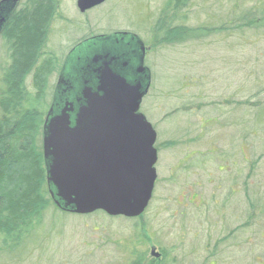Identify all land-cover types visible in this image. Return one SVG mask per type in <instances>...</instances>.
<instances>
[{
	"label": "rangeland",
	"instance_id": "374dc122",
	"mask_svg": "<svg viewBox=\"0 0 264 264\" xmlns=\"http://www.w3.org/2000/svg\"><path fill=\"white\" fill-rule=\"evenodd\" d=\"M165 1L106 0L80 14L76 0H62L48 45L64 60L89 33L128 32L144 42L151 88L140 112L157 135L164 181L148 209L134 220L49 209L44 242L18 261L0 254V264H125L139 253L151 260L154 251L166 254L165 264H264V31L157 48L150 32ZM190 3L191 28L264 7V0ZM68 73L79 86L76 63Z\"/></svg>",
	"mask_w": 264,
	"mask_h": 264
},
{
	"label": "water",
	"instance_id": "95a60500",
	"mask_svg": "<svg viewBox=\"0 0 264 264\" xmlns=\"http://www.w3.org/2000/svg\"><path fill=\"white\" fill-rule=\"evenodd\" d=\"M17 1H0V32ZM105 1L76 0V8L84 13ZM130 38L82 42L61 68L43 124L42 147L49 194L64 212L135 219L151 200L156 133L140 112L151 74L144 65L143 44ZM72 63L81 75L79 86L68 73Z\"/></svg>",
	"mask_w": 264,
	"mask_h": 264
},
{
	"label": "trees",
	"instance_id": "16d2710c",
	"mask_svg": "<svg viewBox=\"0 0 264 264\" xmlns=\"http://www.w3.org/2000/svg\"><path fill=\"white\" fill-rule=\"evenodd\" d=\"M190 1H165L150 32L149 41L155 47H172L241 29L264 31V7L260 4L231 12L232 18L216 21L219 27H188ZM61 6L62 0H18L0 32L5 56L0 63V254L15 261L29 256L44 242L46 212H64L49 194L42 147L44 118L55 87L50 79L58 76L64 61L48 49L52 25L61 19ZM92 36L89 33L83 39ZM160 253L161 259L151 260L139 253L125 264H165L166 254Z\"/></svg>",
	"mask_w": 264,
	"mask_h": 264
},
{
	"label": "flooded vegetation",
	"instance_id": "af4514ba",
	"mask_svg": "<svg viewBox=\"0 0 264 264\" xmlns=\"http://www.w3.org/2000/svg\"><path fill=\"white\" fill-rule=\"evenodd\" d=\"M112 36H114V37H131L130 39L132 40V38L134 39H136L137 38V36L136 35H134V34H132V33H128V32H115V33H112V34H110V35H104V36H100V37H107V38H109V37H112ZM93 38H99V37H90L89 38V40H92ZM136 40H138L139 41V39L137 38ZM113 42H116V43H120V41H119V39H116V40H113ZM127 43H129V42H127ZM144 46V45H143ZM133 48H134V56H136V53H137V47H135V46H133ZM146 52H147V49H146V46H144V56H145V58H146ZM62 68V67H61ZM60 72H61V69H60V71H59V73H58V76H57V78L59 77V74H60ZM151 86V85H150ZM151 88V87H150ZM150 88H149V91H150ZM157 162H158V150H157ZM157 162H156V166L158 165L157 164ZM188 161H187V158H185L184 157V159L182 160V166H183V168H188L189 166H188V164H186ZM156 183H164V181L162 180V179H158V174H157V179H156ZM213 204H214V208H213V211L215 212L216 211V204H215V201L213 202ZM216 214V213H215ZM152 249H156V248H152ZM161 256H162V253H158V252H155L154 253V255H153V258L154 259H161Z\"/></svg>",
	"mask_w": 264,
	"mask_h": 264
}]
</instances>
